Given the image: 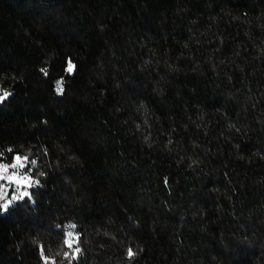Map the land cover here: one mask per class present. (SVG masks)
<instances>
[{"label": "trees", "instance_id": "1", "mask_svg": "<svg viewBox=\"0 0 264 264\" xmlns=\"http://www.w3.org/2000/svg\"><path fill=\"white\" fill-rule=\"evenodd\" d=\"M0 89V264H264V0H0Z\"/></svg>", "mask_w": 264, "mask_h": 264}, {"label": "snow or ice", "instance_id": "2", "mask_svg": "<svg viewBox=\"0 0 264 264\" xmlns=\"http://www.w3.org/2000/svg\"><path fill=\"white\" fill-rule=\"evenodd\" d=\"M75 70V65L69 61L67 68H66V72L71 74L73 73V71ZM42 71L45 73V75H47V71L42 69ZM57 93L58 94H63L64 92V88H63V79H61L60 81H57ZM0 91L3 92V95H0V103H3L10 95L11 93L8 91H5L3 89H0ZM3 154L0 153V156H2ZM28 162V157H21L19 155L14 157V162L9 164H5V163H0V181H8V182H14L16 185H27L28 187L32 186V182L30 181V178H27L26 175L25 176H21L20 175V169H24L26 167V164ZM32 165L36 164L35 160L31 161ZM9 168L15 169L16 171H13L10 175L8 174L9 172ZM41 175H43L41 173ZM35 183H39V181H35ZM17 191H19V189H17ZM30 196V193L28 191H23L20 192V194L18 196L13 195L11 199H8L7 202L2 206L4 209H7L8 206L14 201V200H18V199H23L24 197H28ZM8 197V191H7V187L5 185L0 184V200H5ZM76 226L75 225H70L69 229H74ZM68 239H66L65 243L67 245L68 248H72L73 245V240H72V236L73 233L71 230L68 231L67 233ZM76 253L80 252V249L77 247L75 249ZM67 255V254H66ZM134 255L132 249L128 250V256L131 258Z\"/></svg>", "mask_w": 264, "mask_h": 264}, {"label": "rangeland", "instance_id": "3", "mask_svg": "<svg viewBox=\"0 0 264 264\" xmlns=\"http://www.w3.org/2000/svg\"><path fill=\"white\" fill-rule=\"evenodd\" d=\"M0 95H1V93H0ZM13 171H16V170L12 169V168H9L8 174L10 175ZM22 171H23V169H20V175L21 176H25V174H23ZM26 177L30 178V181L32 182V186L31 187H28L27 185H16L14 182L0 181L2 185H5L7 187V191H8V197L5 200H0V203H2L4 205L7 202L8 199L12 198L13 195L18 196L20 194V192H23L25 190L28 191L29 193H31V188L33 187V180H32V178L29 175H26ZM17 189H19V191H17ZM24 198H26V197H24ZM18 200H14L13 202H17Z\"/></svg>", "mask_w": 264, "mask_h": 264}]
</instances>
